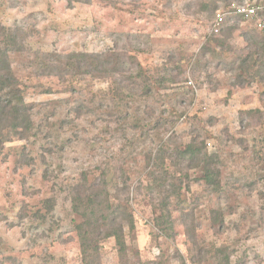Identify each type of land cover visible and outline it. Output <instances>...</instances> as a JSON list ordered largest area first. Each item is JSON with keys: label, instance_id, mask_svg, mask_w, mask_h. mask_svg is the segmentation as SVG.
I'll return each mask as SVG.
<instances>
[{"label": "rangeland", "instance_id": "1", "mask_svg": "<svg viewBox=\"0 0 264 264\" xmlns=\"http://www.w3.org/2000/svg\"><path fill=\"white\" fill-rule=\"evenodd\" d=\"M244 1L0 0L35 122L29 140L0 144V264H264V76L243 63L264 39L229 13ZM71 54L102 55L106 77L45 68ZM199 136L217 189L170 159ZM83 173L132 211L125 253L110 237L84 258L69 193Z\"/></svg>", "mask_w": 264, "mask_h": 264}, {"label": "trees", "instance_id": "2", "mask_svg": "<svg viewBox=\"0 0 264 264\" xmlns=\"http://www.w3.org/2000/svg\"><path fill=\"white\" fill-rule=\"evenodd\" d=\"M217 1L219 0H210L213 5H216ZM253 1L264 3L259 0ZM17 45L16 37L12 33H7L6 29L0 25V144L13 139L29 140L35 136L33 108L25 100L26 86L15 76L10 62V55L16 51L14 48ZM220 45L222 46V44ZM259 50L261 52H253L254 57L249 55L243 60V63L248 64L247 67L250 70L258 67L259 71L257 74H263L264 76V47ZM66 60L65 64H62L60 60L52 61L45 68L49 67L58 70L57 75L60 79H65L66 75H76L82 77V79L86 77L85 79L100 80L106 77L105 74L108 73L104 62L106 60L103 59L102 55L71 54L66 57ZM175 66L176 74L174 76L176 77L181 73L183 67L176 64ZM140 75L143 77L142 74ZM134 79L135 81L129 84L135 85L137 77ZM150 82L149 79L144 77L143 89L148 97L152 95ZM162 84L164 83L162 82L160 86ZM123 87L125 86L118 89ZM257 113L261 114L260 111ZM27 157L29 159L27 158V162L25 161L22 166L36 164L32 154ZM171 158L175 161L187 162L189 169L201 171L203 174L202 180L207 187L213 189L220 187L221 172L217 167L216 160L208 154L206 143L200 136L184 145L183 149L172 150L170 153ZM186 179L188 180V175ZM182 180V178L179 179L180 183H182ZM69 193L71 195L72 208L81 219L80 223L75 225V231L78 235L84 258H90L89 262L93 261V258H97L101 247L100 243L110 237L115 239L120 252L125 253V228L128 227L133 230V214L128 206H115L112 201L110 202L108 185L105 179L93 178L91 180L87 173H83L81 178L70 186ZM44 207L48 211H53L54 199L45 200ZM227 264H230L229 259H227Z\"/></svg>", "mask_w": 264, "mask_h": 264}, {"label": "built area", "instance_id": "3", "mask_svg": "<svg viewBox=\"0 0 264 264\" xmlns=\"http://www.w3.org/2000/svg\"><path fill=\"white\" fill-rule=\"evenodd\" d=\"M229 13L245 22L251 23L264 37V3L246 0L243 3L234 5ZM226 15L227 13L225 12H218L216 14L212 29L215 35L221 33L222 26L226 20Z\"/></svg>", "mask_w": 264, "mask_h": 264}]
</instances>
